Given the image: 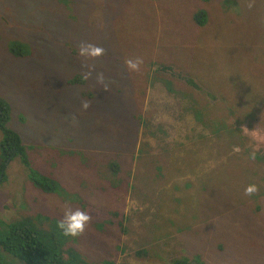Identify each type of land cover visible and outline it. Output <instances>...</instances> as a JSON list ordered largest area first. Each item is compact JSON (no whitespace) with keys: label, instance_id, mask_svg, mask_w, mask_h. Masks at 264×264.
<instances>
[{"label":"rangeland","instance_id":"rangeland-1","mask_svg":"<svg viewBox=\"0 0 264 264\" xmlns=\"http://www.w3.org/2000/svg\"><path fill=\"white\" fill-rule=\"evenodd\" d=\"M0 101L30 165L14 159L0 187L5 223L36 213L51 232L87 209L62 251L90 264H227L235 248L236 264H264V130H242L263 148L248 151L230 128L264 107V0H0ZM32 174L56 191L24 190Z\"/></svg>","mask_w":264,"mask_h":264},{"label":"trees","instance_id":"trees-1","mask_svg":"<svg viewBox=\"0 0 264 264\" xmlns=\"http://www.w3.org/2000/svg\"><path fill=\"white\" fill-rule=\"evenodd\" d=\"M194 19L201 25H208V17L205 12H201L199 15L196 14ZM11 53L13 52L17 56L26 57L28 54L27 46L24 48H19L16 46H11ZM162 70V69H160ZM164 71L166 68L163 69ZM168 71V70H167ZM172 75V73H170ZM78 81V78H77ZM187 83L194 88V90H200V84L196 80H189ZM176 96L179 97L182 94V91L177 90L176 86ZM192 95H195L194 93ZM264 106V101H259ZM255 115L254 112H249V110H244L242 114L249 115L244 120L233 121L230 128L240 132L242 134V130L247 128L248 131H253L256 128L264 130V107L262 109L257 108ZM0 127H4L5 138L1 143V152H0V187L4 186L7 182L8 175L10 174V165L14 161V159L20 157L23 164L26 167H29V159L26 152V147L24 146L22 137L17 132L12 129L6 128V126H10V122H8L9 116L11 115L10 105L7 103L0 101ZM212 134L215 139L217 138V133L209 132ZM252 133V132H251ZM191 134V131H190ZM189 134V135H190ZM254 132L251 134L253 135ZM242 140L245 144V150H262L263 148L254 141L253 139L243 138ZM213 141L211 136L208 134L206 136L203 135L201 144H208L202 146L200 143L196 145V153L191 156V158H198L202 155L200 150V146L202 148L206 147L209 153V158L214 159L216 156V152L209 148V143ZM248 140V141H247ZM194 142H198V139L195 137ZM180 145V144H179ZM230 148L235 146H240L239 143H229ZM242 148V147H241ZM185 149V148H184ZM191 152V151H190ZM189 152V153H190ZM255 154V153H254ZM200 159V158H199ZM216 159V158H215ZM192 164H196L191 159H187ZM202 161H198L201 163ZM205 166L200 165V169L202 170V175L205 176L206 173L213 171L217 165L214 161H203ZM213 163L212 165H210ZM191 165V166H193ZM28 170V169H27ZM30 171V170H28ZM192 171V169H191ZM206 172V173H205ZM194 175V174H193ZM31 179L34 182L35 187H28L27 185H22L23 189L26 191H33L34 189L42 190L44 192H54L57 189L56 183H52L49 179L40 177L39 175H31ZM191 184L188 185V188ZM212 193V192H209ZM207 193V194H209ZM201 194V193H200ZM38 207L37 211H41L43 206V202L39 197L36 198ZM6 209H9L6 207ZM87 212V209H85ZM1 212V210H0ZM31 215V216H30ZM30 215H16L15 219L11 222H4L0 217V264H90L86 262L83 258H77L72 253H66L62 251L63 246L66 244L69 238H66L62 235L60 229L57 227L51 232L42 230V222L43 220L36 218V213H32ZM124 221V218H123ZM4 226L2 228V225ZM125 231V230H124ZM153 243V242H152ZM234 249V248H233ZM235 251H231L228 254V257L231 261H226L227 264H236L233 259H237L238 257L245 258L246 254L244 251H239L236 248ZM152 249L148 250L140 249L136 251L137 256L141 259L148 256L152 253ZM199 260V259H198ZM106 264H114L113 262H107ZM177 264H187L186 262H178Z\"/></svg>","mask_w":264,"mask_h":264},{"label":"clouds","instance_id":"clouds-1","mask_svg":"<svg viewBox=\"0 0 264 264\" xmlns=\"http://www.w3.org/2000/svg\"><path fill=\"white\" fill-rule=\"evenodd\" d=\"M80 54L85 57L96 58L103 54V49L91 45L82 46ZM82 106L85 110L89 107L86 102ZM257 191L258 188L256 185H249L245 189V194L251 196ZM90 221L91 217L86 211L69 208L65 210L63 219L58 223V228L64 237L77 239L84 234Z\"/></svg>","mask_w":264,"mask_h":264}]
</instances>
